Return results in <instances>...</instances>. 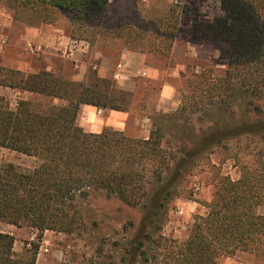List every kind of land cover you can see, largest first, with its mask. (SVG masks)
<instances>
[{"label":"trees","instance_id":"1","mask_svg":"<svg viewBox=\"0 0 264 264\" xmlns=\"http://www.w3.org/2000/svg\"><path fill=\"white\" fill-rule=\"evenodd\" d=\"M109 1L0 0L12 9L30 10L37 18L34 26L53 24L55 13H63L83 28L99 30L94 37L125 38L127 25L111 15ZM220 12L200 32L224 45L225 76L203 90L206 94L190 108L158 115L145 138L110 128L89 133L78 124L82 105L126 110L98 85L69 81L49 70L27 73L0 67V87L32 96L12 108L0 95V149L38 163L25 169L0 162V224L27 227L38 238L18 255L14 237L0 231V264H37L47 231L83 236L88 223L80 202L92 196L118 200L138 211L140 220L124 227L128 235L118 249L105 254L100 246L90 259L63 264H219L241 252L264 261V216L257 213L264 176L249 174L248 166L238 179L221 180L216 200L205 215L196 216L185 240L160 234L169 204L199 159L232 140L264 138L263 106L248 109L244 116L232 112L239 97L264 96V0H220ZM198 112L204 113L205 128H197L200 119L193 120ZM250 113L255 118H247Z\"/></svg>","mask_w":264,"mask_h":264},{"label":"rangeland","instance_id":"2","mask_svg":"<svg viewBox=\"0 0 264 264\" xmlns=\"http://www.w3.org/2000/svg\"><path fill=\"white\" fill-rule=\"evenodd\" d=\"M109 11L127 25L122 30L125 38L101 34L94 37V32L99 30L81 27L74 23L72 15L55 13V24L74 38L87 37L92 41V51L81 56L79 52L72 54L69 49L51 51L30 46L22 37L24 25L34 26L35 15L28 9H12L0 2V67L27 73L49 69L69 81L98 85L109 98L117 99L119 103H116L126 108L114 111L126 116L116 123H124V132L133 138L148 137L157 124L158 115L190 108L206 94L203 90L218 77L225 76L228 62L222 57L224 45L204 39L200 32L201 25L220 17V0H114ZM125 49L130 51V56L123 53ZM98 50L102 54H98ZM198 82L202 91L198 90ZM0 95L9 100L12 108L20 99H32L29 94L6 87H0ZM244 98L236 100L237 107L232 112L244 116L250 108L263 106L264 109L263 95ZM216 100L214 97L211 101ZM102 110L100 117L88 123L96 125L97 131L118 130L106 123L112 111ZM252 113L247 118H255ZM203 115L198 112L193 118L200 119L197 128L208 124ZM0 162L25 169H33L38 164L34 157L3 148ZM245 166L250 168L249 174L264 176V138L232 140L227 147H216L199 159L169 204L160 234L173 240H185L196 216L205 215L207 207L216 200L221 180L238 179L244 174ZM80 209L88 223L87 233L82 236L45 232L37 264L81 262L94 257L100 246L105 254L112 252L125 242L128 233L124 232V227L140 220L138 211L115 199L92 196L80 202ZM257 213L264 216V196ZM0 231L14 237V250L18 255L24 253L30 242L38 241L37 234L27 227L0 224ZM219 264H264V261L241 252L235 257L222 258Z\"/></svg>","mask_w":264,"mask_h":264},{"label":"crops","instance_id":"3","mask_svg":"<svg viewBox=\"0 0 264 264\" xmlns=\"http://www.w3.org/2000/svg\"><path fill=\"white\" fill-rule=\"evenodd\" d=\"M114 2V0L109 1V6ZM66 15V14H65ZM24 41H26L30 46L35 45L38 49L46 48L47 50L51 51H63L68 50L73 53H81L86 54L92 51L93 45L87 39H77L72 36V34L68 33L67 30L57 23L53 24H42L41 26H29L24 25V32H23ZM98 54H102L101 50L97 51ZM123 53H128L127 55H131L130 51L125 49ZM21 65V64H20ZM102 62V67H103ZM120 67H123L120 64ZM49 70V69H48ZM104 112L102 109H98L93 106L82 105L81 112H80V126L89 133H101L102 131L95 130V126H92L89 121H95L97 116L100 117ZM108 121L106 122L109 126L118 129L119 131H124V123H116V120L125 119V114L120 112L112 111L109 114ZM95 117L94 119H92ZM102 129V127H99Z\"/></svg>","mask_w":264,"mask_h":264}]
</instances>
